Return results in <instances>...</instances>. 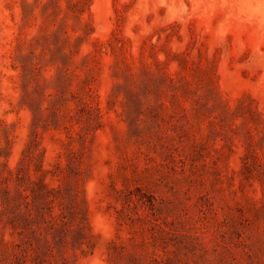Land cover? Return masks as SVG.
Here are the masks:
<instances>
[{
	"label": "rangeland",
	"instance_id": "1",
	"mask_svg": "<svg viewBox=\"0 0 264 264\" xmlns=\"http://www.w3.org/2000/svg\"><path fill=\"white\" fill-rule=\"evenodd\" d=\"M264 0H0V264H264Z\"/></svg>",
	"mask_w": 264,
	"mask_h": 264
},
{
	"label": "bare ground",
	"instance_id": "2",
	"mask_svg": "<svg viewBox=\"0 0 264 264\" xmlns=\"http://www.w3.org/2000/svg\"><path fill=\"white\" fill-rule=\"evenodd\" d=\"M244 10L248 13H257L264 17V1L251 3L247 5Z\"/></svg>",
	"mask_w": 264,
	"mask_h": 264
}]
</instances>
